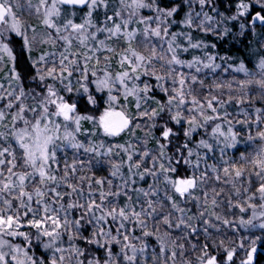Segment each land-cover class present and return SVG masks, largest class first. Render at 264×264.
<instances>
[{"label":"snow or ice","instance_id":"snow-or-ice-1","mask_svg":"<svg viewBox=\"0 0 264 264\" xmlns=\"http://www.w3.org/2000/svg\"><path fill=\"white\" fill-rule=\"evenodd\" d=\"M0 264H264V0H0Z\"/></svg>","mask_w":264,"mask_h":264}]
</instances>
